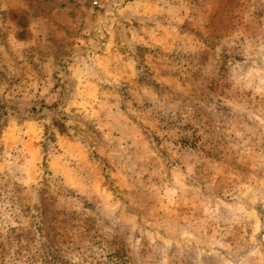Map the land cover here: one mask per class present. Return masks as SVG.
<instances>
[{"label":"rangeland","instance_id":"1","mask_svg":"<svg viewBox=\"0 0 264 264\" xmlns=\"http://www.w3.org/2000/svg\"><path fill=\"white\" fill-rule=\"evenodd\" d=\"M85 253L264 264V0H0V264Z\"/></svg>","mask_w":264,"mask_h":264},{"label":"clouds","instance_id":"2","mask_svg":"<svg viewBox=\"0 0 264 264\" xmlns=\"http://www.w3.org/2000/svg\"><path fill=\"white\" fill-rule=\"evenodd\" d=\"M57 252H59V249H57ZM84 255H85V259H81L79 264H93L92 261L86 259V253ZM58 264H67V261L65 259H59Z\"/></svg>","mask_w":264,"mask_h":264}]
</instances>
